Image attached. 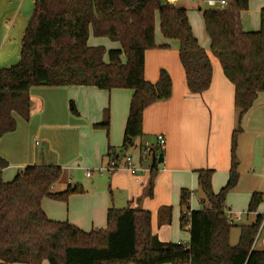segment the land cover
Wrapping results in <instances>:
<instances>
[{"label": "trees", "instance_id": "16d2710c", "mask_svg": "<svg viewBox=\"0 0 264 264\" xmlns=\"http://www.w3.org/2000/svg\"><path fill=\"white\" fill-rule=\"evenodd\" d=\"M248 10L249 0L200 9L211 53L235 88L238 127L264 94V8L259 32L243 30L241 16ZM157 17L163 37L179 44L188 91L192 95L207 92L213 65L194 36L186 8L170 0H34L20 61L0 69V139L16 131V117L30 119L34 87L129 90L132 98L122 154L109 150V158L120 162L124 151L134 148L135 140L143 136L146 110L173 96V80L167 71L161 70L156 83L145 78L146 53L158 48ZM92 39L115 47L91 45ZM168 49V45L161 47ZM94 128L109 131L108 111ZM240 132L235 130L232 137L225 187L215 193L214 172L199 171L202 208L191 212L192 193L181 192L180 224L182 230L189 229L188 245L160 241L152 232V214L141 208L109 209L107 226L90 233L68 222L52 221L42 209L43 200L67 202L73 195L84 194V188L75 185L52 192L63 175L62 168L53 165L26 167L5 182L2 174L9 164L0 157V264H264V250L253 248L262 217L236 226L228 223L225 213L227 196L240 179L236 156ZM263 203L264 194L254 193L248 214L257 213ZM235 227L239 241L233 246L230 236Z\"/></svg>", "mask_w": 264, "mask_h": 264}, {"label": "crops", "instance_id": "0c3cea01", "mask_svg": "<svg viewBox=\"0 0 264 264\" xmlns=\"http://www.w3.org/2000/svg\"><path fill=\"white\" fill-rule=\"evenodd\" d=\"M263 8L264 0H249V10L243 12L241 16L242 28L245 32L260 31ZM33 12L34 0H0V69L12 67L20 61L22 40ZM188 18L194 36L208 53L212 62L214 70L212 85L202 95H192L188 91L185 73L179 60V44L163 37L160 20L157 17L155 42L158 48L146 53L145 78L150 83H156L161 70L167 71L173 80V96L169 101L157 103L146 110L143 136L135 140L134 148L127 152L124 151L125 155L120 161L123 163V159L129 155L133 156L138 165L148 167L153 166L154 154L159 156L163 153L164 163L155 166L156 170L153 175L148 174L135 178L130 173L119 170L105 176H94L93 178L86 176V170L104 166L109 162L110 149L116 154H122L124 132L132 98V92L129 90L104 92L95 88H67L82 90L84 95L90 98L94 107L91 110L86 107V110L93 113L92 121L79 126H62V128L71 129V132L61 140L62 142H47L55 136L51 133L52 129L59 126L47 122L39 123L37 128H32V131L36 134L33 138L36 146H46L41 154H29L27 148L22 149L23 144H13L12 150L5 148V142H20L19 136H15L18 129L0 139V157L8 164L9 162H21L22 165L19 167L22 171L26 167L38 165H53L62 168V179L52 187V192L64 191L68 186L75 185L84 188V194L73 195L67 202L44 199L42 209L48 219L55 222H68L81 231L90 233L107 226L109 209L141 208L152 214V232L160 241L189 244V229L182 230L180 224L181 192L182 190L192 191L191 207L194 210H200L202 206L201 198L198 196L199 171L212 170L214 172L212 187L215 193L225 187L232 163V135L237 124V111L234 102L235 88L226 79L218 60L211 53V42L205 32L201 12L198 14L188 11ZM90 43L94 46L104 44L107 48L115 47L106 40L92 39ZM165 45H168L169 49L161 50V47ZM51 89L65 88L34 87L30 90L34 118L43 117L52 110L43 106L39 95ZM105 108H110L111 113L109 131L92 129V126L103 122L102 111ZM262 109H264V94L258 97L253 108L243 118L245 120L247 117L248 123L254 119L257 127L247 128L237 137L236 156L240 165L244 166L245 163L249 164L255 160L254 145L259 141V123L264 115ZM257 110L258 112H254ZM78 112L81 115L82 112ZM209 119L215 122V125L212 124L207 128L206 122ZM16 121L18 126L23 124L31 127L20 117H16ZM250 129H253V135L247 134ZM46 130H50V134ZM41 133H43L42 136L46 133L42 141L37 139ZM160 134L164 135L167 140L166 149L163 152L154 153L150 159L143 158L142 146L145 143L156 146V138ZM262 160L264 161V154ZM19 167L13 165L11 169L19 170ZM21 170L15 173L10 180H3L12 181ZM244 177L239 179L235 189L242 190ZM263 190L264 187H253L244 190L249 194L239 193L244 200L246 199V211H236L227 206L226 210L243 215V212H246L245 215L250 223L244 225L253 223L256 217L264 211V204L259 207L257 213L248 214L251 196L256 192L264 194ZM229 194L227 197H230ZM242 219L241 217L237 224Z\"/></svg>", "mask_w": 264, "mask_h": 264}, {"label": "rangeland", "instance_id": "374dc122", "mask_svg": "<svg viewBox=\"0 0 264 264\" xmlns=\"http://www.w3.org/2000/svg\"><path fill=\"white\" fill-rule=\"evenodd\" d=\"M170 1H172L178 7L186 8L187 12L192 11L193 13H198V14L200 13V9L209 10V9L214 8V6L209 5L207 1L205 0H196L195 2H188L187 0H170ZM227 1L231 2V0H227ZM67 88H70V87H66L65 89H62V90L61 89L60 90L51 89V91L46 90L40 93L39 95L42 98L43 106L45 108H48V110H51V109L52 110L48 111L43 117L36 116V118H34L33 113H31L30 119L28 121L24 120V122L28 123V125H31V127H27L26 125H23V124L18 126V122H17L16 130L18 129V131L15 136H19L20 142H5V148L8 150H12L13 144H16V145L23 144L22 149L27 148L29 154H34V155L36 153L41 154L42 150L45 151L46 146H42V147H38V145L36 146V143L33 141L34 140L33 138L35 137L36 134L35 132L32 131V128L33 127L37 128L38 127L37 125L39 123L47 122V123H50L51 125L59 126L58 128L52 129L51 133L52 135H55V136L51 140H48L47 142H62L61 140L65 137V135H68L71 132L70 131L71 129H67L65 127L62 128V126H68V125L79 126L82 124H89L90 121H92L91 115L93 113L91 111H87L86 107L91 110V108L94 107L92 104V101L90 100V98L84 95L83 93L84 91L77 90V89H67ZM71 103L74 104L77 113L73 112ZM109 109L110 108H105L102 111V121L104 120L105 113L107 111L109 112V116L111 115ZM258 110L254 112H258ZM78 111L82 112L81 115ZM262 111H264V109H262ZM33 112H34V109H33ZM256 114L259 115V113H256ZM262 116L263 117L260 119V123H259V133H260L259 139H258L259 141L256 142V144L254 145L255 160L249 164L245 163L244 166L243 165L239 166V173L241 177L245 176L244 181L242 182V190L235 189L229 194L230 197H227V200H226V206L231 207L236 211H246L247 210L246 199L244 200V198L239 193H244L246 190L251 189L253 187L255 188L264 187V161L262 160L263 154H264V115ZM212 124L214 126L215 122H212V120L209 119V121L206 122L207 128L210 125L212 126ZM236 126L234 127L233 135H234L235 130L237 129L242 132V131H246L247 128L257 127L255 120L251 119V121L248 123L247 117L245 118V120L242 119L239 127L238 126L236 127ZM92 129H95L94 126H92ZM252 130L253 129H250L249 132H247V134L253 135ZM49 131L50 130H46L48 134H50ZM42 134L43 133H41L39 135V138H37L40 141H42V139H44V136L46 135V133L43 136ZM239 135L240 133L238 134V136ZM249 148H250V145H249ZM13 165L19 167V165H22V164L19 161L9 162V166H10L9 169L7 168L8 169V170L6 169L7 171L4 170L2 174V178L5 181L10 180L11 177L15 175V173L21 170V167L18 168L19 170L15 168L11 169V166ZM245 193L249 194V192H245ZM198 196L200 198L202 196L200 191H198ZM243 213H244V215L242 216L243 219L239 224H237L238 226L250 223V221L248 220V217L245 215L246 212H243ZM262 213H264V211ZM252 218L255 219V217H252ZM263 238H264V235L262 236L257 246L259 250H264ZM238 241H239V228L235 227L231 231L230 242L233 246H236L238 244Z\"/></svg>", "mask_w": 264, "mask_h": 264}, {"label": "built area", "instance_id": "2783aa9c", "mask_svg": "<svg viewBox=\"0 0 264 264\" xmlns=\"http://www.w3.org/2000/svg\"><path fill=\"white\" fill-rule=\"evenodd\" d=\"M187 1L195 2L196 0H187ZM205 1H207L209 5L214 6V8H217V7L224 8L228 5V2L226 0H205ZM156 141H157L156 146H153L150 143H145L142 146L141 155L143 158L150 159L154 153H157L159 151L163 152L166 149L167 140L164 135L162 134L157 135ZM123 161L124 162L122 163V162H116L110 159L109 162L104 166H100L95 169L86 170V176L87 178H93L94 176H105V175L113 174L119 170H124L130 173L135 178H138L142 175L151 174L153 171L156 170L152 166L146 167V166L138 165L135 162L133 156L128 155L123 159ZM191 193H192L191 195V200H192L193 192L191 191ZM190 207H191V201H190ZM193 210L194 209L191 207L190 212ZM225 213L228 219V223L230 225H236L241 220V217L243 215L241 213H234L228 210H226ZM260 216L262 217V220H261L260 228H259L257 237L255 239L253 248H257L262 236L264 235V213H261Z\"/></svg>", "mask_w": 264, "mask_h": 264}, {"label": "water", "instance_id": "95a60500", "mask_svg": "<svg viewBox=\"0 0 264 264\" xmlns=\"http://www.w3.org/2000/svg\"><path fill=\"white\" fill-rule=\"evenodd\" d=\"M164 163V154L161 153L159 154V156H157V154H154L153 156V168L158 164L161 165Z\"/></svg>", "mask_w": 264, "mask_h": 264}]
</instances>
